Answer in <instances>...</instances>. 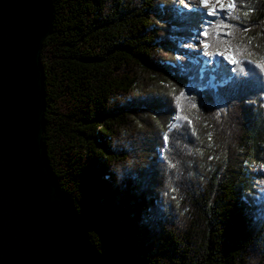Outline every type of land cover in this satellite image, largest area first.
Returning <instances> with one entry per match:
<instances>
[{"label":"trees","instance_id":"trees-1","mask_svg":"<svg viewBox=\"0 0 264 264\" xmlns=\"http://www.w3.org/2000/svg\"><path fill=\"white\" fill-rule=\"evenodd\" d=\"M51 2L42 141L88 242L110 264H264V0L195 42L196 0ZM197 41L238 63L190 60Z\"/></svg>","mask_w":264,"mask_h":264},{"label":"water","instance_id":"water-1","mask_svg":"<svg viewBox=\"0 0 264 264\" xmlns=\"http://www.w3.org/2000/svg\"><path fill=\"white\" fill-rule=\"evenodd\" d=\"M51 0H0V264H110L88 242L42 141Z\"/></svg>","mask_w":264,"mask_h":264},{"label":"rangeland","instance_id":"rangeland-1","mask_svg":"<svg viewBox=\"0 0 264 264\" xmlns=\"http://www.w3.org/2000/svg\"><path fill=\"white\" fill-rule=\"evenodd\" d=\"M198 2V7L197 9L202 12V14L204 15L203 16V19H202V23L200 24V26L198 27L197 31L194 32V37H193V41L194 40H201L203 38H205V36L201 35L200 33L204 30V28L206 27V24L209 23L213 18L217 17V16H207V12L211 9V8H215L216 11L219 13L221 12H228V5L231 4V0H222L223 4H224V10L221 11V5L220 3L217 2V0H210V3H209V7L205 8V7H202L201 5V2L200 0H196ZM218 15V16H219ZM195 42V41H194ZM188 51H189V59L190 60H194L196 61V59H199V58H202L205 62L207 63H210L211 60H212V57L209 55V56H205L204 55V52L206 51V49L204 48L203 44L199 47L198 45V41L197 43H194V44H191L188 48ZM225 56H231L229 50L223 52V53H220L218 52L215 57L216 58H219V57H222L225 61H227L229 63L228 60H226L224 57ZM231 64V63H229ZM232 65V64H231Z\"/></svg>","mask_w":264,"mask_h":264},{"label":"snow or ice","instance_id":"snow-or-ice-1","mask_svg":"<svg viewBox=\"0 0 264 264\" xmlns=\"http://www.w3.org/2000/svg\"><path fill=\"white\" fill-rule=\"evenodd\" d=\"M200 2H201L202 7H205V8L209 7L210 0H200ZM217 2L220 3V5H221V11H223V10H224V4H223L222 0H217ZM227 7H228V13H227V16H231L232 13H233V11L235 10L236 5H235V3H231V4H229ZM214 15H215V16H218L219 13L216 11L215 8H211V9L207 12V16H210V17H211V16H214ZM227 16H226L225 18H227ZM245 30H247V29H245ZM200 34L206 37V36L209 34V33H208V29H207V27L204 28V30H203ZM202 43H203V42H202ZM203 46H204L205 49H207V48L209 47V45H208L207 43H204ZM204 55H205V56H209L210 53L207 52V51H205V52H204ZM224 58H225L226 60H228L229 63H231V64H234V65H235V64L238 63V61L235 59L234 56H225ZM234 70H235V69H234ZM200 71H201V76L203 77V74H204L205 69L202 68ZM204 86H205V87H214L215 85L212 83V78H209L208 83H207L206 85H204ZM181 95H184V94L181 93ZM192 107L195 108L196 105H195V104H192ZM176 119H177V120H180V119H187V118H186V117H180V116H177ZM190 123H191V121H189V124H190ZM164 139H165V141H167L168 137L165 136ZM173 167H174V165H173Z\"/></svg>","mask_w":264,"mask_h":264}]
</instances>
